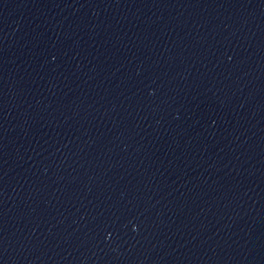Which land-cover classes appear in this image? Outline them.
Masks as SVG:
<instances>
[{"label": "water", "instance_id": "obj_1", "mask_svg": "<svg viewBox=\"0 0 264 264\" xmlns=\"http://www.w3.org/2000/svg\"><path fill=\"white\" fill-rule=\"evenodd\" d=\"M0 264H264V0H0Z\"/></svg>", "mask_w": 264, "mask_h": 264}]
</instances>
